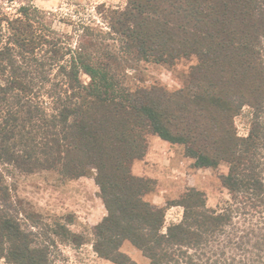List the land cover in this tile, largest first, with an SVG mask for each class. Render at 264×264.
Here are the masks:
<instances>
[{
	"label": "trees",
	"instance_id": "1",
	"mask_svg": "<svg viewBox=\"0 0 264 264\" xmlns=\"http://www.w3.org/2000/svg\"><path fill=\"white\" fill-rule=\"evenodd\" d=\"M34 11L0 14L3 169L93 178L106 211L93 250L112 264H135L124 242L150 264H264V0H126L103 15L107 31L82 27L76 47L36 25ZM192 57L197 91L126 85V69L140 62ZM245 107L252 120L240 137L234 118ZM149 134L182 146L197 169L226 164L225 207H207L194 188L164 208L147 201L155 182L131 167ZM171 207L183 215L163 231ZM18 215L0 170V262L47 264Z\"/></svg>",
	"mask_w": 264,
	"mask_h": 264
},
{
	"label": "rangeland",
	"instance_id": "2",
	"mask_svg": "<svg viewBox=\"0 0 264 264\" xmlns=\"http://www.w3.org/2000/svg\"><path fill=\"white\" fill-rule=\"evenodd\" d=\"M125 5L126 0H0V14L14 18L21 6H28L35 10L32 19L36 25L49 28L61 36L62 41L76 47L82 27L106 30L102 20L106 11L121 10ZM82 43L87 46V43ZM105 44L109 51L118 54V45H113L106 38ZM196 63L195 57L182 59L174 66L140 62L126 69L125 82L133 90L161 86L168 92L185 89L197 91L190 76V69ZM81 78L88 81L85 75ZM251 120L252 112L247 107L243 108L234 118L237 135H248ZM153 137L160 139L149 134L147 150ZM167 148H170L169 159L165 162V158L159 159L156 155L147 158L148 151L142 159L151 167L150 176L144 175L143 178L155 182L154 192L146 200L152 204L153 200L161 202L160 206L164 208L167 201L178 200L187 189L194 188L205 194L207 207L215 210L224 208L231 199L219 181V176L228 171L226 164L216 169H197L194 161L185 156L182 146ZM0 170L10 197L16 202L19 219L35 237L37 246L45 250L47 264H112L93 250V229L103 219L105 210L92 178L67 181L51 172L23 175L12 167L3 169L2 165ZM156 195H160V198L163 196L164 202L154 199ZM182 215L183 209L180 207L166 211L163 231L169 225L178 223ZM120 251L135 264H150L128 242L121 245ZM0 264L7 263L1 260Z\"/></svg>",
	"mask_w": 264,
	"mask_h": 264
},
{
	"label": "crops",
	"instance_id": "3",
	"mask_svg": "<svg viewBox=\"0 0 264 264\" xmlns=\"http://www.w3.org/2000/svg\"><path fill=\"white\" fill-rule=\"evenodd\" d=\"M150 142L151 143L149 144V149L147 150L148 151L147 152V158H150V157L156 155L157 156L156 158H159V159L165 158L164 159V162H165V160H168L169 159L167 156H168V151H170V148H167V147H171V146H174V145H171L168 142H165V141H163L161 139H158L156 137L151 138L150 139ZM147 164L148 163H145V161L142 162V160L141 161H135V162H133L132 167H131L132 174L135 175V176H137V177H143L144 175L150 176V174H151V167H149ZM163 167H165V165H163ZM160 168H162V167H160ZM167 169L169 170V168H167ZM165 171H166V169H165ZM83 178H87V177H82V178H79V179H76V180H80V179H83ZM92 180H93V178H92ZM71 181H74V180H71ZM93 182H94V180H93ZM95 188H96V191H97L98 188H97L96 185H95ZM158 196H160V195H156L154 197V199H160L162 202H164V200H163L164 197L162 196V198H160ZM153 201H154L153 202L154 205L161 207L160 206L162 204L161 202H157L155 200H153ZM102 205H103V203H102ZM172 208H175V207H171V209ZM104 210H105V208H104ZM166 211H169V209L166 210ZM105 215H106V211H105V214L103 215V217Z\"/></svg>",
	"mask_w": 264,
	"mask_h": 264
}]
</instances>
